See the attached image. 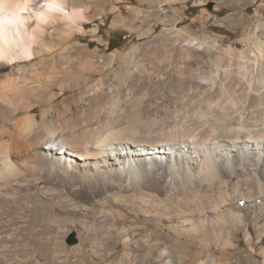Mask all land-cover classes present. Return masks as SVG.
Masks as SVG:
<instances>
[{
  "label": "bare ground",
  "instance_id": "6f19581e",
  "mask_svg": "<svg viewBox=\"0 0 264 264\" xmlns=\"http://www.w3.org/2000/svg\"><path fill=\"white\" fill-rule=\"evenodd\" d=\"M97 1L0 0V264H84L63 259L69 228L91 261L124 237L123 264H146L135 252L155 250L161 264H176L173 252L185 258L191 242L210 252L197 264H258L214 249L238 248L244 226L252 241V223L264 232V21L246 39L250 52L210 74L176 67L196 55H171L159 62L176 67L174 79L141 81L134 64L117 83L108 74L89 81L117 59L74 40ZM201 40L183 45L204 49Z\"/></svg>",
  "mask_w": 264,
  "mask_h": 264
},
{
  "label": "rangeland",
  "instance_id": "374dc122",
  "mask_svg": "<svg viewBox=\"0 0 264 264\" xmlns=\"http://www.w3.org/2000/svg\"><path fill=\"white\" fill-rule=\"evenodd\" d=\"M159 1L99 0L97 1L96 10L91 9L87 12L91 15V18L88 22H84L86 31L76 33L74 40L87 46L95 57L104 56L108 64H111V58H117L114 65L107 67L103 73L85 74L89 81L98 80L103 75L108 74L107 82L117 83L120 79L126 78V76L129 77L133 68L130 66L135 65L139 66L136 74L141 81L157 80L163 74L174 79L176 67L182 65V63L187 66L201 67L203 74H210L216 69L218 63L221 68L226 67L231 57H235L241 50L248 49L247 51L250 52L252 46L248 44L246 39L250 35H254L255 25L264 21V0H202L203 3L201 2V4L199 0H187L177 2L174 5L166 4L164 8L157 6ZM188 39H202L201 41L208 44L206 48L196 50L197 48L183 45ZM171 55L180 57L196 55L198 59L192 61V63L185 62L183 59L168 72L167 62L160 63L159 61H161V58L166 59ZM131 56L136 58V63L131 64L132 62H129ZM9 67L5 65L4 68L8 70ZM80 90L79 87L67 90L59 100L75 96L80 93ZM57 91L60 92L59 89ZM244 189L248 190L249 187L244 186ZM241 202L244 203V200ZM107 205V208L113 210L124 208L123 205L113 200H109ZM89 207L100 209L103 205L99 201L94 205H89ZM124 210L127 212L125 208ZM95 218L94 216L87 217L91 222ZM82 219L80 217L79 220ZM263 222L261 221V224ZM132 223V218H129L127 222H121V225ZM156 227L158 228L154 223L148 225L149 230H154ZM251 230L254 234L252 241L247 239L244 226L236 233L235 240L240 239L238 248H219L214 249V251L218 255L232 257L233 251L241 250L243 254L251 253L252 257L258 256V264H264V254L262 252L264 240L260 242L264 232L259 237L255 223L251 224ZM262 231H264V226ZM73 234L76 242L70 244L69 240ZM101 236L102 232H99L98 235L94 233L87 235L86 244H90V242ZM121 239L117 250L104 249L102 252L105 254V258L101 261H91L90 256L86 255L87 252L83 254L76 253L75 248L81 244V239L78 237L75 228H69L65 236V247L61 254L68 263L74 261L78 263L83 260L84 264H123L121 259L125 251L123 247L125 238ZM187 246L189 252L185 258H182L178 251L173 252L176 264H197L200 258L206 257L210 253L205 249L200 250L199 242H191ZM158 252V250H155L148 254L146 251H138L135 252V258L137 260L144 259L146 264H161L162 261L157 258Z\"/></svg>",
  "mask_w": 264,
  "mask_h": 264
},
{
  "label": "water",
  "instance_id": "95a60500",
  "mask_svg": "<svg viewBox=\"0 0 264 264\" xmlns=\"http://www.w3.org/2000/svg\"><path fill=\"white\" fill-rule=\"evenodd\" d=\"M76 242V238H75V235L73 234L71 236V239L69 240V243L72 244V243H75Z\"/></svg>",
  "mask_w": 264,
  "mask_h": 264
}]
</instances>
